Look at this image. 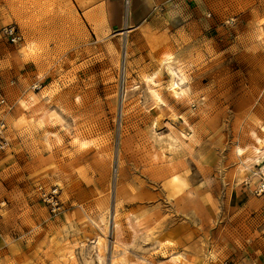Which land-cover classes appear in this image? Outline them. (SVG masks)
I'll list each match as a JSON object with an SVG mask.
<instances>
[{"label": "rangeland", "instance_id": "obj_1", "mask_svg": "<svg viewBox=\"0 0 264 264\" xmlns=\"http://www.w3.org/2000/svg\"><path fill=\"white\" fill-rule=\"evenodd\" d=\"M189 3L92 39L63 0H0V264H264V0Z\"/></svg>", "mask_w": 264, "mask_h": 264}, {"label": "crops", "instance_id": "obj_2", "mask_svg": "<svg viewBox=\"0 0 264 264\" xmlns=\"http://www.w3.org/2000/svg\"><path fill=\"white\" fill-rule=\"evenodd\" d=\"M64 1L71 8L73 28L69 30L75 33L84 30L92 39L107 38L120 31L128 36L134 35L144 26L151 31L157 27L155 21L166 20L170 15H177L178 18L185 19L184 22L196 17L189 0H128L127 5L126 0ZM168 4L170 8L165 12L161 11ZM164 22L167 21L161 24ZM158 24L160 25H156Z\"/></svg>", "mask_w": 264, "mask_h": 264}, {"label": "bare ground", "instance_id": "obj_3", "mask_svg": "<svg viewBox=\"0 0 264 264\" xmlns=\"http://www.w3.org/2000/svg\"><path fill=\"white\" fill-rule=\"evenodd\" d=\"M260 23H261V26H259L257 35H258L259 40L262 41L264 39V29L262 27V24L264 23V21H262ZM156 60L159 64H163L167 68V71H168V74L170 77L169 81L167 83V90H168L169 94L172 97H175L177 99L181 98L182 95H179L178 90H179V88H181L182 84L185 81V75L180 70V68H177L175 70L173 69V67H172L173 55H172V53L169 50L162 51L157 56ZM156 74H157V71L154 72L153 74H151L150 79L153 80L154 77L156 76ZM182 91H183V89H182ZM153 95L156 98L164 100L160 96V94L155 90H153ZM250 135H251L252 140H253V146H252L253 157L251 159L253 161H258L260 159V156L264 155V137L262 135H260L257 130H252L250 132ZM174 140H175V138H171V141L169 142L170 145L174 146V142H173ZM245 148L246 147H242L240 145H237L235 147V153L238 156H241L244 153ZM248 165H249V163L247 164V166ZM178 259H179V257H171L172 262H175L172 264H178ZM182 263L183 262H181V264Z\"/></svg>", "mask_w": 264, "mask_h": 264}, {"label": "built area", "instance_id": "obj_4", "mask_svg": "<svg viewBox=\"0 0 264 264\" xmlns=\"http://www.w3.org/2000/svg\"><path fill=\"white\" fill-rule=\"evenodd\" d=\"M2 35L4 38L9 40L12 43H19L22 40V35L19 28L16 25H7L2 29ZM1 128V125H0ZM1 129H0V148L5 146V141L1 136ZM264 186V185H263ZM264 189V187H263Z\"/></svg>", "mask_w": 264, "mask_h": 264}]
</instances>
